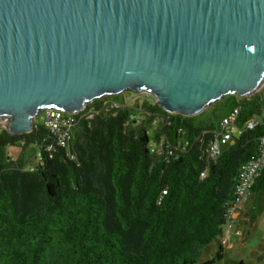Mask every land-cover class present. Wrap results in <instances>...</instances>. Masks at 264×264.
Segmentation results:
<instances>
[{
    "label": "trees",
    "instance_id": "obj_1",
    "mask_svg": "<svg viewBox=\"0 0 264 264\" xmlns=\"http://www.w3.org/2000/svg\"><path fill=\"white\" fill-rule=\"evenodd\" d=\"M236 107L242 131L209 157L220 122ZM262 114L264 87L251 96L226 94L190 116L145 100L133 117L120 107L78 118L68 151L55 146L49 156L42 148L35 170L26 162L52 141L49 130L38 118L28 133L0 126V264H195L223 234L242 166L264 134V124H245ZM161 136L171 155L149 151ZM12 146L20 148L16 156L8 153ZM263 187L264 166L251 192ZM223 256L220 242L200 264Z\"/></svg>",
    "mask_w": 264,
    "mask_h": 264
},
{
    "label": "water",
    "instance_id": "obj_2",
    "mask_svg": "<svg viewBox=\"0 0 264 264\" xmlns=\"http://www.w3.org/2000/svg\"><path fill=\"white\" fill-rule=\"evenodd\" d=\"M262 82L264 0H0V126L11 134L44 109L124 91L190 116Z\"/></svg>",
    "mask_w": 264,
    "mask_h": 264
},
{
    "label": "built area",
    "instance_id": "obj_3",
    "mask_svg": "<svg viewBox=\"0 0 264 264\" xmlns=\"http://www.w3.org/2000/svg\"><path fill=\"white\" fill-rule=\"evenodd\" d=\"M126 92L128 91L118 93L117 95H114L108 99H105V97L95 99L102 101L99 106H94L92 104L94 100H92L76 112H66L56 108H48L39 112L37 115L39 123L49 130L52 141L49 144H39L36 146L34 148L33 154L26 162L25 168L29 170H35L43 164L44 158L42 148L48 153L49 156L52 155V151L55 149V146L63 147L68 151V143L71 136L72 127L77 122L78 118L84 117L86 119H90L98 113L114 111L120 107H126L132 110L133 117L139 110L141 111L142 102L138 103V97L140 96L153 103H157L153 93L148 90H142L137 94H132L137 95V97L131 96V94ZM238 112L239 107L234 108L233 111H231L220 122L219 131L215 133L214 138L210 142L207 149V154L209 157L216 158L222 151V146H224L229 141H232L234 139V135L242 131L241 128L237 127L235 124ZM3 120V118H0V121ZM153 124H157L156 118L154 119ZM262 124H264V114L253 116L246 122L245 127L252 129L255 126ZM148 147L151 153H155L157 155L166 156L171 155L173 152V149L169 147L164 136H161L158 140H150ZM263 166L264 134L260 136L257 154L242 166L239 178L233 191V200L229 202L226 211V223L223 227V234L220 240L222 245L226 242L224 238L225 234L229 232L232 227L233 213L236 207L239 206L241 201L246 200V196L251 192V187L256 176L258 175V171ZM201 175L203 176L204 172H202Z\"/></svg>",
    "mask_w": 264,
    "mask_h": 264
},
{
    "label": "rangeland",
    "instance_id": "obj_4",
    "mask_svg": "<svg viewBox=\"0 0 264 264\" xmlns=\"http://www.w3.org/2000/svg\"><path fill=\"white\" fill-rule=\"evenodd\" d=\"M263 87L264 84L259 87L258 91ZM126 93L137 97L132 94L139 92L128 91ZM138 100L140 103L146 99L140 96ZM230 143L231 141L226 143L222 149H226ZM19 150L18 146H12L8 148V153L16 156ZM224 238L226 240L223 244L224 256L213 264H264V187L257 193L250 192L246 200L241 201L236 207L233 213L232 228ZM220 240L221 238L218 237L210 242L195 264L211 258L219 249Z\"/></svg>",
    "mask_w": 264,
    "mask_h": 264
},
{
    "label": "bare ground",
    "instance_id": "obj_5",
    "mask_svg": "<svg viewBox=\"0 0 264 264\" xmlns=\"http://www.w3.org/2000/svg\"><path fill=\"white\" fill-rule=\"evenodd\" d=\"M262 84H263V82H262L260 85H262ZM260 85H259V86H260Z\"/></svg>",
    "mask_w": 264,
    "mask_h": 264
},
{
    "label": "crops",
    "instance_id": "obj_6",
    "mask_svg": "<svg viewBox=\"0 0 264 264\" xmlns=\"http://www.w3.org/2000/svg\"><path fill=\"white\" fill-rule=\"evenodd\" d=\"M232 228V227H231Z\"/></svg>",
    "mask_w": 264,
    "mask_h": 264
}]
</instances>
